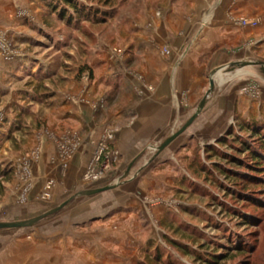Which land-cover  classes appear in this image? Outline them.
Returning <instances> with one entry per match:
<instances>
[{"label": "rangeland", "instance_id": "374dc122", "mask_svg": "<svg viewBox=\"0 0 264 264\" xmlns=\"http://www.w3.org/2000/svg\"><path fill=\"white\" fill-rule=\"evenodd\" d=\"M75 1L102 11L101 20L70 26L41 0H0V170L11 172L9 181L0 178V220L33 218L79 191L119 186L77 199L35 227L0 234V264L17 263L9 256L15 244H21L17 251L25 248L27 264H206L188 251L215 254L218 264H264V185L255 203L248 197L233 199L227 190L234 187L217 169L231 167L219 153L240 154L235 148L241 145L233 139L249 138L244 123L264 125V14L261 20L241 19L255 26L237 22L250 29L251 46L234 48L229 64L208 71L195 102L190 106L185 101L187 106L152 139L126 150L109 143L117 129L106 128L93 144L90 160L73 168L68 180L61 175L58 183H38L33 173L38 148L29 151L35 137L43 133L50 139L48 128H61L66 135L59 151L68 159L73 128H87L72 118L69 105L88 118L91 110L101 113L105 98L119 92L105 86L103 73L116 65L133 69L131 51L143 40L137 33L146 42L147 30L169 19L170 11L186 14L185 0ZM211 76L215 87L205 107L155 155L154 147L176 132L206 97ZM238 187L260 190L243 183ZM56 239L64 246L51 255ZM229 240L243 250L231 247Z\"/></svg>", "mask_w": 264, "mask_h": 264}, {"label": "crops", "instance_id": "0c3cea01", "mask_svg": "<svg viewBox=\"0 0 264 264\" xmlns=\"http://www.w3.org/2000/svg\"><path fill=\"white\" fill-rule=\"evenodd\" d=\"M183 3L186 14L175 15L170 11L169 19L164 18L161 25L147 30L146 42L144 35L137 33L143 40L131 51L132 70L115 64L110 67L111 72L103 73L105 86L116 87L120 95L117 92L113 98H105L104 106L99 107L101 113L91 110L90 120L78 106L69 105L67 111L72 118H79L87 128H73L74 148L68 159L59 151L66 135L61 128H48L52 133L50 139L43 133L38 139L35 137L29 151L38 148L33 169L38 183L46 179L58 183L61 175L64 181L68 180L73 168L90 160L93 144L101 139L106 128L117 129L109 143L126 150L152 139L157 130L168 126L173 114L187 106L185 101L190 106L195 102L203 91L208 71L229 64L234 59V48L251 46L250 29L240 27L237 22L261 20L264 14V0H185ZM59 242L52 240L51 255L63 248L64 244ZM19 245L10 248V259H18L15 264H27L25 248L16 250Z\"/></svg>", "mask_w": 264, "mask_h": 264}, {"label": "trees", "instance_id": "16d2710c", "mask_svg": "<svg viewBox=\"0 0 264 264\" xmlns=\"http://www.w3.org/2000/svg\"><path fill=\"white\" fill-rule=\"evenodd\" d=\"M43 1L49 8V10L57 15H61V20L65 21L67 25L72 26L73 23L77 21H86V22H95L98 23L101 19L98 17L102 11L99 10H88L81 3L75 0H41ZM97 13V14H96ZM246 128V132L249 133V138L244 137H235L233 139L235 142L237 141L239 145V155H246V158L241 159L238 155L237 157H233L230 155H226L224 153H219L218 155L226 159L228 163H230V168L225 169L221 166H218V170L222 172L226 179L228 180L229 186L234 188H230L228 191L229 194L233 196V199H243V197H248L249 202H257L260 197H256L262 189L264 185V125L261 123H244ZM18 130L19 128H11ZM11 132V130H9ZM9 132V133H10ZM11 176L10 171L0 170V178L5 179V181H9ZM218 184H221L219 180L215 178L212 180ZM239 183H243L244 185H250L260 190L256 192H250L247 190H243L239 188ZM239 215V214H238ZM228 241V240H227ZM231 247H235L237 249L243 250L240 248L238 244L233 245L234 241L229 240ZM171 244L183 250L184 247L180 243L171 242ZM227 249H231L229 246H223ZM234 249V248H233ZM194 255L196 261H203L206 264H218V256L215 254H208L209 256H205V254H201L198 251H188ZM161 264H174L169 260H158Z\"/></svg>", "mask_w": 264, "mask_h": 264}, {"label": "water", "instance_id": "95a60500", "mask_svg": "<svg viewBox=\"0 0 264 264\" xmlns=\"http://www.w3.org/2000/svg\"><path fill=\"white\" fill-rule=\"evenodd\" d=\"M218 71H215L212 73L214 76ZM262 76L264 78V70L261 71ZM214 80L211 77H209V89L207 91L206 97L200 102L199 106L195 110V112L190 116L186 122L173 134L165 138L159 145L154 147L155 150V155L160 154L166 147H168L176 138H178L181 134H183L186 129L195 121L197 118L198 114L200 111L205 107L207 103L208 97L212 94L214 91ZM136 159L133 160L125 172L122 175L121 179H124L132 167V165L135 163ZM119 186V183L113 184V185H108L100 188H95V189H90V190H84V191H79L75 194H73L68 200L63 202L62 204L54 207L53 209L39 215L33 218L29 219H24V220H13V221H2L0 220V234H5V233H13L22 229H30L32 227H35L36 225L56 216L58 213L63 211L67 206H69L71 203L76 201L77 199H82V198H90L97 196L99 194H102L104 192L110 191L115 189L116 187Z\"/></svg>", "mask_w": 264, "mask_h": 264}, {"label": "built area", "instance_id": "2783aa9c", "mask_svg": "<svg viewBox=\"0 0 264 264\" xmlns=\"http://www.w3.org/2000/svg\"><path fill=\"white\" fill-rule=\"evenodd\" d=\"M255 24L256 23L254 21H247V20H241V23H240L241 26H255ZM0 120H1V116H0Z\"/></svg>", "mask_w": 264, "mask_h": 264}]
</instances>
